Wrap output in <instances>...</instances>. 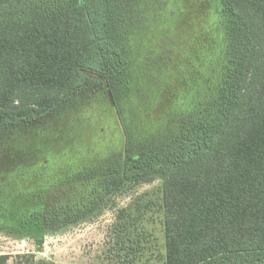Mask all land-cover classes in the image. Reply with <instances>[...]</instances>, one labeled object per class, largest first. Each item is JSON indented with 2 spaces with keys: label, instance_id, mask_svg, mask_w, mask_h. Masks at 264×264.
<instances>
[{
  "label": "trees",
  "instance_id": "1",
  "mask_svg": "<svg viewBox=\"0 0 264 264\" xmlns=\"http://www.w3.org/2000/svg\"><path fill=\"white\" fill-rule=\"evenodd\" d=\"M210 1L216 78L134 139L122 104L136 97L132 36L148 0H0V144L88 89L109 97L127 138L112 168L85 175L87 193L52 194L36 216L45 226L160 176L165 264H264V0ZM0 264L55 263L3 253Z\"/></svg>",
  "mask_w": 264,
  "mask_h": 264
},
{
  "label": "rangeland",
  "instance_id": "2",
  "mask_svg": "<svg viewBox=\"0 0 264 264\" xmlns=\"http://www.w3.org/2000/svg\"><path fill=\"white\" fill-rule=\"evenodd\" d=\"M211 25L210 0H148L141 9L132 36L136 97L122 104L131 137L186 111L206 77L216 78L219 36ZM73 99L0 144V254L33 253L55 264H165L160 176L128 183L71 220L45 226L36 217L52 194L75 201L87 193L85 175L112 168L127 142L103 91Z\"/></svg>",
  "mask_w": 264,
  "mask_h": 264
}]
</instances>
